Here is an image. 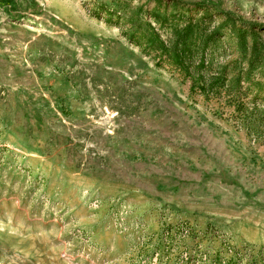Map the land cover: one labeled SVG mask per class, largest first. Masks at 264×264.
<instances>
[{"label":"rangeland","instance_id":"obj_1","mask_svg":"<svg viewBox=\"0 0 264 264\" xmlns=\"http://www.w3.org/2000/svg\"><path fill=\"white\" fill-rule=\"evenodd\" d=\"M181 1L210 6L211 29L222 12L264 26V0ZM156 8L0 0V264H264V127L123 35L149 20L171 44L185 22ZM210 53L208 78L237 39Z\"/></svg>","mask_w":264,"mask_h":264},{"label":"trees","instance_id":"obj_2","mask_svg":"<svg viewBox=\"0 0 264 264\" xmlns=\"http://www.w3.org/2000/svg\"><path fill=\"white\" fill-rule=\"evenodd\" d=\"M151 1L157 8L149 12V15L151 20L161 26L171 18H176L174 10L180 12L179 17L185 23L181 27H175L173 42L167 43L149 20L131 22L123 35L144 51L156 53L160 61H166L179 69L190 80L192 94L199 93L209 101L226 98L227 103L234 106L239 118L247 123L251 134L258 136L263 133L264 109L258 106L257 101L264 94V82L256 80L254 73L264 65V44L258 37L264 33V26L246 22L229 12H222L220 16L223 22L211 29L207 26L212 23L214 13L210 6L201 8L198 3L189 4L181 0H171L169 3L163 0ZM96 3L97 7L91 12L94 17L103 18L104 14L114 19L119 16L105 3ZM161 8L166 10L164 15L159 12ZM184 11L197 16L184 21ZM122 18L125 19L126 16ZM228 30L237 39L240 54L224 64L217 62L215 72L208 78L204 72L217 60L210 51L224 39ZM249 93L255 95L252 108L246 102Z\"/></svg>","mask_w":264,"mask_h":264}]
</instances>
